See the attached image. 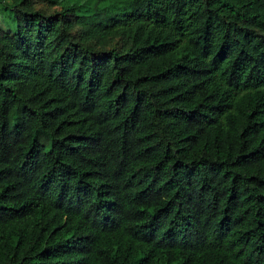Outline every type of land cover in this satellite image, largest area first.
<instances>
[{
	"label": "trees",
	"instance_id": "1",
	"mask_svg": "<svg viewBox=\"0 0 264 264\" xmlns=\"http://www.w3.org/2000/svg\"><path fill=\"white\" fill-rule=\"evenodd\" d=\"M0 264H264V0H0Z\"/></svg>",
	"mask_w": 264,
	"mask_h": 264
},
{
	"label": "rangeland",
	"instance_id": "2",
	"mask_svg": "<svg viewBox=\"0 0 264 264\" xmlns=\"http://www.w3.org/2000/svg\"><path fill=\"white\" fill-rule=\"evenodd\" d=\"M71 1L78 3L83 12H91L95 4V0H71ZM9 13L10 12L7 9H4L3 12L0 13V28H2V30L4 31L12 29L15 25L13 22V18Z\"/></svg>",
	"mask_w": 264,
	"mask_h": 264
}]
</instances>
